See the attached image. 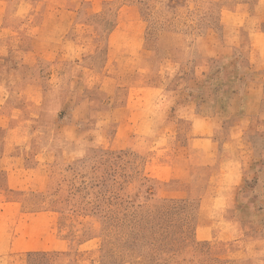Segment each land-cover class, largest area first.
Listing matches in <instances>:
<instances>
[{"label":"rangeland","instance_id":"374dc122","mask_svg":"<svg viewBox=\"0 0 264 264\" xmlns=\"http://www.w3.org/2000/svg\"><path fill=\"white\" fill-rule=\"evenodd\" d=\"M131 15L143 47L111 62ZM5 153L36 239L0 264H264V0H0Z\"/></svg>","mask_w":264,"mask_h":264},{"label":"crops","instance_id":"0c3cea01","mask_svg":"<svg viewBox=\"0 0 264 264\" xmlns=\"http://www.w3.org/2000/svg\"><path fill=\"white\" fill-rule=\"evenodd\" d=\"M91 3V12H98L101 5L106 0H89ZM129 13L134 14V7H127ZM138 16H129L127 20V27H115L109 34L108 38V54L110 61L118 60L123 57V54L128 51L138 52L143 47V27H133L137 25ZM124 24V23H123ZM112 53V54H111ZM197 117V116H196ZM195 117V118H196ZM208 126V123H206ZM209 136H205L206 140ZM208 151V150H206ZM208 156V158L206 157ZM2 160L0 159V188L2 190H28L35 191V177L32 178V173L27 174L24 168L12 164L13 161L20 159L18 154H3ZM210 152L203 153L201 162H196L198 167L207 168L211 171V180L209 181L211 190L212 188L218 194L222 189H236L240 183V176L235 172V178L231 180H223L221 178L229 173L230 160L227 162V157L223 154H218L217 157H210ZM12 160V165H6L8 160ZM207 160V161H206ZM4 162V163H2ZM209 174V172H208ZM223 184V185H221ZM1 198V196H0ZM226 198H230L227 196ZM220 200V199H219ZM218 201V198L213 199L212 202ZM24 202L22 201H2L0 199V257H9L12 254L35 252V212L23 213Z\"/></svg>","mask_w":264,"mask_h":264}]
</instances>
